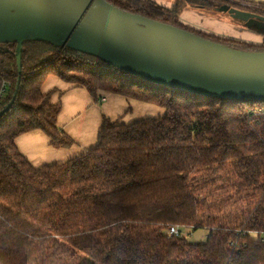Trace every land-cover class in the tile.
<instances>
[{
	"label": "trees",
	"instance_id": "obj_1",
	"mask_svg": "<svg viewBox=\"0 0 264 264\" xmlns=\"http://www.w3.org/2000/svg\"><path fill=\"white\" fill-rule=\"evenodd\" d=\"M104 1L235 50L264 52V43L179 21L186 7L249 11L233 2L176 0L170 10L151 0ZM248 5L264 16L263 5ZM14 51L15 44L0 47V73L11 82L2 109L17 83ZM48 76L94 99L114 94L162 114L128 124L102 117L92 148L35 168L18 152V136L39 131L53 148L72 144L57 126L60 104L42 92ZM171 227L207 236L168 237ZM0 264H264V101L188 93L93 56L24 42L18 90L0 117Z\"/></svg>",
	"mask_w": 264,
	"mask_h": 264
},
{
	"label": "water",
	"instance_id": "obj_2",
	"mask_svg": "<svg viewBox=\"0 0 264 264\" xmlns=\"http://www.w3.org/2000/svg\"><path fill=\"white\" fill-rule=\"evenodd\" d=\"M245 26L264 17L220 6ZM72 50L148 82L201 96L264 101V52L235 50L168 24L122 12L104 0H0V47L15 44L17 83L24 42Z\"/></svg>",
	"mask_w": 264,
	"mask_h": 264
},
{
	"label": "crops",
	"instance_id": "obj_3",
	"mask_svg": "<svg viewBox=\"0 0 264 264\" xmlns=\"http://www.w3.org/2000/svg\"><path fill=\"white\" fill-rule=\"evenodd\" d=\"M151 1L171 10L176 0ZM223 1L233 2L241 7L246 4L264 6V0ZM218 8L204 10L186 7L181 11L179 21L196 30L218 37L253 44L264 43V29L247 27L243 22L233 20L226 13L218 11ZM42 92L50 93L52 103L60 104L57 126L72 141V144L68 148H53L39 131L18 136L15 140L18 152L35 168L61 164L92 148L102 117H106L111 122L128 124L148 116L162 114V111L155 106L127 100L114 94L100 93L94 99L84 89L69 86L53 76L46 77L42 84Z\"/></svg>",
	"mask_w": 264,
	"mask_h": 264
},
{
	"label": "built area",
	"instance_id": "obj_4",
	"mask_svg": "<svg viewBox=\"0 0 264 264\" xmlns=\"http://www.w3.org/2000/svg\"><path fill=\"white\" fill-rule=\"evenodd\" d=\"M249 10V12L255 13L257 15H260L258 13V7H253L249 5L243 6ZM262 16V15H260ZM264 17V16H263ZM4 74L0 73V109H2L4 104V98L8 92V90L11 88V82L5 78ZM168 237H178L180 236V232L176 227H171L167 231Z\"/></svg>",
	"mask_w": 264,
	"mask_h": 264
},
{
	"label": "rangeland",
	"instance_id": "obj_5",
	"mask_svg": "<svg viewBox=\"0 0 264 264\" xmlns=\"http://www.w3.org/2000/svg\"><path fill=\"white\" fill-rule=\"evenodd\" d=\"M148 117H154V116H148ZM181 237L186 238L189 242L196 243V242H202L206 239L207 236V230H196L192 231L190 229H179Z\"/></svg>",
	"mask_w": 264,
	"mask_h": 264
},
{
	"label": "flooded vegetation",
	"instance_id": "obj_6",
	"mask_svg": "<svg viewBox=\"0 0 264 264\" xmlns=\"http://www.w3.org/2000/svg\"><path fill=\"white\" fill-rule=\"evenodd\" d=\"M254 29H257L258 27L257 26H252Z\"/></svg>",
	"mask_w": 264,
	"mask_h": 264
}]
</instances>
